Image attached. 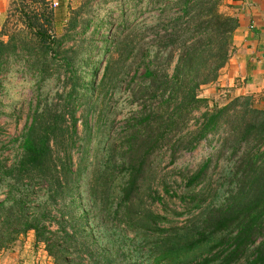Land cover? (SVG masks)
<instances>
[{"label":"trees","instance_id":"obj_1","mask_svg":"<svg viewBox=\"0 0 264 264\" xmlns=\"http://www.w3.org/2000/svg\"><path fill=\"white\" fill-rule=\"evenodd\" d=\"M63 1L10 0L1 24L0 109L12 70L33 95L15 159L0 162V251L31 232L53 264H264V108L200 97L229 61L237 19L222 0H81L57 35ZM121 91L139 109L113 132ZM100 134L105 147L89 148ZM201 146L210 152L179 190L159 178L167 157Z\"/></svg>","mask_w":264,"mask_h":264},{"label":"rangeland","instance_id":"obj_2","mask_svg":"<svg viewBox=\"0 0 264 264\" xmlns=\"http://www.w3.org/2000/svg\"><path fill=\"white\" fill-rule=\"evenodd\" d=\"M80 1L81 0H64L63 7L56 9L55 30L57 35H61L63 32L64 23L68 18V8L70 7L72 9H76L79 6ZM55 3L56 2H54V4ZM54 8H57V6ZM106 15L107 13L104 11L99 13L100 17ZM114 20H117V18L115 17ZM154 21V18L150 17L148 14L146 15V24L151 25L154 23ZM114 26L115 25L111 26L110 23V25L107 27L113 29ZM90 30L87 33H89ZM110 31L107 33V35L110 33ZM71 45H73V43L69 42L65 45V48H68ZM104 58L105 57L103 56L97 58L98 62H100L101 72L104 67ZM5 78L6 83L4 85V90L2 91V105L4 107H2L0 111L6 115L0 116V162L4 163L6 167H9L15 159L20 137L25 132L26 126L29 124V108L31 107L32 103L31 99L33 95V89L28 79L26 78L25 80L21 74L14 72V70H12V72L9 73ZM100 78L101 73L97 80H100ZM210 88L211 87L206 86L200 91V97L208 100V105L210 108L224 105L234 97L233 92L228 88L214 87V92L210 91ZM42 91L43 94L49 96L50 99L55 96L56 92L61 93L60 85L54 79L46 82ZM114 99V102L111 103V109L107 115L109 119L106 121V123L109 125L111 122L114 128L113 132H119L120 128H123L129 121L132 120L139 108L135 109L132 107L127 93H124L123 91L120 92L119 97L115 96ZM103 100L104 99L101 96L98 98L97 110L94 116L98 115V109L101 110L103 107L107 108L105 105H103ZM251 100V102L255 104V101L252 98ZM121 101L124 102L123 105H121ZM203 112L204 110H200L199 112L195 113L194 122L199 120ZM80 114H82V112L79 111L77 117L80 116ZM95 121L92 119V121L89 122V125L92 127ZM80 122H82L81 119ZM80 122L77 124V131L78 135L83 137L85 135V130L82 128L83 124H80ZM194 122H191L189 125V130H193L196 127ZM104 139L105 134H100L97 138L93 137L89 148L92 149L93 145H96L100 140H102L100 141L101 146L105 147L106 144L104 143ZM209 152L210 150L207 147L201 146L192 153L182 154V156L178 157L175 164L171 166L168 164L169 159L167 157L161 167L162 171L159 174V178L166 180V182L169 183L174 188V190H179L181 187V173H184L185 171L189 172L191 170H196V168L199 166V164H201ZM160 188L161 187H158L159 190ZM7 192L6 186L0 183V204L6 199ZM33 192L34 197H32L31 200V208L35 207L39 203V200L42 198L43 194L40 188L33 189ZM34 199H36V201H34ZM180 222H182V219ZM32 238L33 240L27 241L26 236H20L16 242L8 244L2 251H0V261L10 256L11 258L17 257L19 264H40L41 262L53 264V261L48 257L46 251L44 250L43 245H36L34 236L31 237V239Z\"/></svg>","mask_w":264,"mask_h":264},{"label":"crops","instance_id":"obj_3","mask_svg":"<svg viewBox=\"0 0 264 264\" xmlns=\"http://www.w3.org/2000/svg\"><path fill=\"white\" fill-rule=\"evenodd\" d=\"M9 2L0 0V28ZM220 11L235 17L238 28L232 36L229 61L220 71L217 82L209 86L210 91L214 92V87L228 88L234 97L249 96L264 108V0H222ZM31 237L32 233L26 240H33ZM0 264L19 263L17 257L9 256Z\"/></svg>","mask_w":264,"mask_h":264},{"label":"clouds","instance_id":"obj_4","mask_svg":"<svg viewBox=\"0 0 264 264\" xmlns=\"http://www.w3.org/2000/svg\"><path fill=\"white\" fill-rule=\"evenodd\" d=\"M114 95H115L116 97H119V96H120V93H119V92H117V93H115ZM123 103H124V102H123V101H121V105H123Z\"/></svg>","mask_w":264,"mask_h":264},{"label":"built area","instance_id":"obj_5","mask_svg":"<svg viewBox=\"0 0 264 264\" xmlns=\"http://www.w3.org/2000/svg\"><path fill=\"white\" fill-rule=\"evenodd\" d=\"M56 5H57L56 3H55V4H53V7H56Z\"/></svg>","mask_w":264,"mask_h":264}]
</instances>
